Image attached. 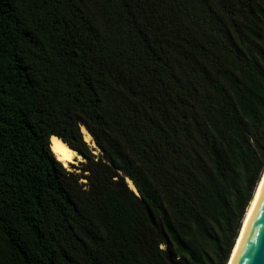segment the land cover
I'll use <instances>...</instances> for the list:
<instances>
[{"label":"trees","instance_id":"1","mask_svg":"<svg viewBox=\"0 0 264 264\" xmlns=\"http://www.w3.org/2000/svg\"><path fill=\"white\" fill-rule=\"evenodd\" d=\"M263 172L264 0H0V264H227Z\"/></svg>","mask_w":264,"mask_h":264},{"label":"water","instance_id":"2","mask_svg":"<svg viewBox=\"0 0 264 264\" xmlns=\"http://www.w3.org/2000/svg\"><path fill=\"white\" fill-rule=\"evenodd\" d=\"M228 264H264V176Z\"/></svg>","mask_w":264,"mask_h":264},{"label":"bare ground","instance_id":"3","mask_svg":"<svg viewBox=\"0 0 264 264\" xmlns=\"http://www.w3.org/2000/svg\"><path fill=\"white\" fill-rule=\"evenodd\" d=\"M82 132H83V135H84V140L89 144L91 145L92 147H95V142L93 141V137L88 133V131L83 127L82 128ZM50 148L52 150V152L56 155L57 159L63 163V165L65 167H67L69 165V163H75L77 162V160H84L83 157L81 155L78 154L77 151L71 149L64 141H62L61 139L57 138V137H52L51 139V142H50ZM98 148V147H97ZM263 176H264V172L261 176V179L259 180L258 184H257V187L255 189V192H254V195H253V198L247 208V211L245 213V216H244V219H243V223H242V226H241V229L244 225V222L246 220V217L249 213V210L251 208V205L254 201V198L256 196V193L258 191V188L261 184V181L263 179ZM128 183H129V186L132 190L136 191L137 192V189L136 187L134 186L133 182L131 180L128 179ZM241 229H240V232H241ZM239 232V234H240ZM239 237V235H238ZM238 239V238H237ZM237 241V240H236ZM236 244V243H235ZM235 246V245H234ZM234 249V247H233ZM233 251V250H232ZM232 253V252H231ZM231 256V255H230ZM229 261V260H228ZM228 264V263H227Z\"/></svg>","mask_w":264,"mask_h":264},{"label":"rangeland","instance_id":"4","mask_svg":"<svg viewBox=\"0 0 264 264\" xmlns=\"http://www.w3.org/2000/svg\"><path fill=\"white\" fill-rule=\"evenodd\" d=\"M90 146V148H92V149H94L95 151V154H100V150H99V148H95V147H92L91 145H89ZM84 160H77V162H75V163H69V165L67 166V168L69 169V170H72V168H71V165H76V166H79V165H81L80 163L81 162H83ZM83 182H85V180H83Z\"/></svg>","mask_w":264,"mask_h":264}]
</instances>
